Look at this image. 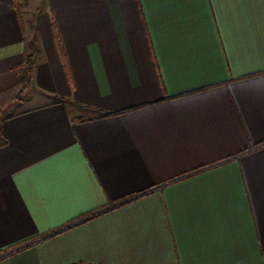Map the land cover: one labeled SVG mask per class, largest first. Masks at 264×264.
Returning <instances> with one entry per match:
<instances>
[{
    "label": "crops",
    "instance_id": "obj_1",
    "mask_svg": "<svg viewBox=\"0 0 264 264\" xmlns=\"http://www.w3.org/2000/svg\"><path fill=\"white\" fill-rule=\"evenodd\" d=\"M35 1L0 0V264H264V0Z\"/></svg>",
    "mask_w": 264,
    "mask_h": 264
},
{
    "label": "trees",
    "instance_id": "obj_2",
    "mask_svg": "<svg viewBox=\"0 0 264 264\" xmlns=\"http://www.w3.org/2000/svg\"><path fill=\"white\" fill-rule=\"evenodd\" d=\"M26 2H24V5L22 7H26ZM37 51H34V54H26L23 64L19 68V72L22 76V79L20 81V86L22 87L21 92L25 91L26 88L32 84L33 75L36 67L35 58H36ZM21 94V93H20ZM74 105H76L81 110H88L92 112H96L100 116H113L118 115L121 113H104L101 110L93 109L91 107L82 105L81 103L75 102Z\"/></svg>",
    "mask_w": 264,
    "mask_h": 264
},
{
    "label": "rangeland",
    "instance_id": "obj_3",
    "mask_svg": "<svg viewBox=\"0 0 264 264\" xmlns=\"http://www.w3.org/2000/svg\"><path fill=\"white\" fill-rule=\"evenodd\" d=\"M24 2H25V1H24ZM34 2L36 3V1H35V0H34ZM26 4H27V2H26ZM22 5H24V3H23ZM22 8H23V9L27 8V5H26V7H22ZM17 97H18V99H20V98L22 99V98L24 97V95H23V94H20V95L18 94V96H17ZM8 110H10V109H8ZM11 110H13V111H15V112H16V111H18V110H19V108H18V107H16V108H11Z\"/></svg>",
    "mask_w": 264,
    "mask_h": 264
}]
</instances>
